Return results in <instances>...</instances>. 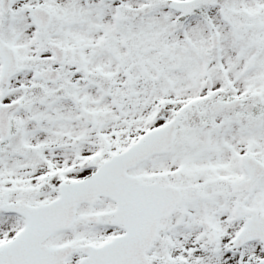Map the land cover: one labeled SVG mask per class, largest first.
<instances>
[{"label": "snow or ice", "instance_id": "1", "mask_svg": "<svg viewBox=\"0 0 264 264\" xmlns=\"http://www.w3.org/2000/svg\"><path fill=\"white\" fill-rule=\"evenodd\" d=\"M0 264H264V0H0Z\"/></svg>", "mask_w": 264, "mask_h": 264}]
</instances>
